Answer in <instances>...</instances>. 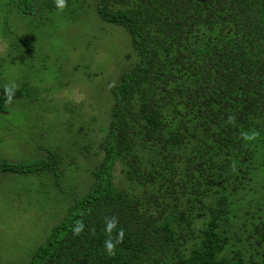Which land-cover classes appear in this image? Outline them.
I'll list each match as a JSON object with an SVG mask.
<instances>
[{"label":"trees","instance_id":"16d2710c","mask_svg":"<svg viewBox=\"0 0 264 264\" xmlns=\"http://www.w3.org/2000/svg\"><path fill=\"white\" fill-rule=\"evenodd\" d=\"M90 1L129 64L87 191L26 264H264V0ZM53 153L0 172H54Z\"/></svg>","mask_w":264,"mask_h":264},{"label":"rangeland","instance_id":"374dc122","mask_svg":"<svg viewBox=\"0 0 264 264\" xmlns=\"http://www.w3.org/2000/svg\"><path fill=\"white\" fill-rule=\"evenodd\" d=\"M127 32L90 0H0V88L20 87L0 111V159L54 152V172H0V264H26L82 196L100 161L111 83L127 69ZM264 167L257 171L264 176ZM114 183L123 184L116 164Z\"/></svg>","mask_w":264,"mask_h":264},{"label":"clouds","instance_id":"9594fccd","mask_svg":"<svg viewBox=\"0 0 264 264\" xmlns=\"http://www.w3.org/2000/svg\"><path fill=\"white\" fill-rule=\"evenodd\" d=\"M56 5H57L58 9L63 8L64 0H56ZM5 91L7 93V99L10 101L12 98V89L6 86ZM115 223H116L115 217L108 219L107 225H106V230L110 231L115 226ZM82 227H83V225L81 223L75 229V231H79ZM119 235H122V232ZM105 243H106V247H107L108 251L111 252L112 247H113L112 242L109 240V241H106Z\"/></svg>","mask_w":264,"mask_h":264}]
</instances>
